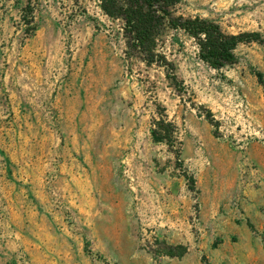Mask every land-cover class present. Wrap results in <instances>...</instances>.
Returning <instances> with one entry per match:
<instances>
[{"label": "rangeland", "instance_id": "374dc122", "mask_svg": "<svg viewBox=\"0 0 264 264\" xmlns=\"http://www.w3.org/2000/svg\"><path fill=\"white\" fill-rule=\"evenodd\" d=\"M175 16L264 39V0H182ZM151 49L98 0H0V264H120L113 237L158 262L244 222L237 185L264 180V45L219 71L183 31ZM161 120L171 143L154 142ZM259 202L247 224L264 242Z\"/></svg>", "mask_w": 264, "mask_h": 264}, {"label": "trees", "instance_id": "16d2710c", "mask_svg": "<svg viewBox=\"0 0 264 264\" xmlns=\"http://www.w3.org/2000/svg\"><path fill=\"white\" fill-rule=\"evenodd\" d=\"M102 11L110 18L124 21L125 29L131 35L136 47L144 49L150 55L151 45L159 31L167 26L170 29L183 31L192 38L199 49L200 60L215 70H221L236 62L235 51L240 45L258 43L264 45V39L257 32L231 35L214 21L200 17L184 18L175 16L176 7L182 0H98ZM30 20L25 16L27 25L34 24V10ZM30 6V7H29ZM153 63L154 61H150ZM261 78L260 74H257ZM213 123V121H211ZM152 136L155 143H171L176 127L161 120L155 124ZM178 153V152H177ZM180 154H177V157ZM179 253H170L171 257H182L187 250L178 247ZM205 258L203 262L205 263ZM206 264V263H205Z\"/></svg>", "mask_w": 264, "mask_h": 264}, {"label": "crops", "instance_id": "0c3cea01", "mask_svg": "<svg viewBox=\"0 0 264 264\" xmlns=\"http://www.w3.org/2000/svg\"><path fill=\"white\" fill-rule=\"evenodd\" d=\"M101 159L104 161L103 170L108 169L106 158L101 156ZM250 160L258 163L261 177L264 178V159L258 160L257 157L251 155ZM241 168L242 166L239 170H242ZM235 181L233 180L232 187L236 190ZM261 186L262 188L257 191L253 188L252 183L239 182L237 187L240 189L245 188L244 196L240 201V210L243 211V214L239 213L244 222H241L240 225L231 226L230 229L221 228L219 234L225 235V237L222 238V244L219 247H212V242L208 247L204 246L195 250L190 243H186L188 250L181 258L166 257L157 262L142 252H136L133 250L134 248H131V251L128 252L124 249L126 244L113 237L109 240L116 246L113 249L107 247L106 254L113 255L110 250L115 251L120 264H204L202 262L203 256L206 257L208 264H264V242L257 235V232L253 231L247 224V222H256L257 209L260 206L259 198L264 197V180ZM236 214L238 215L237 211L234 212L233 217H237ZM109 218L111 219V217ZM231 236H236V242H231Z\"/></svg>", "mask_w": 264, "mask_h": 264}]
</instances>
